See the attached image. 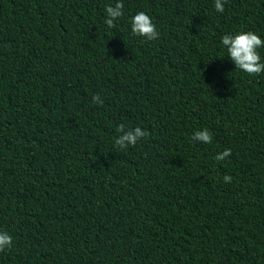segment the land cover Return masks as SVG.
<instances>
[{"label":"trees","instance_id":"16d2710c","mask_svg":"<svg viewBox=\"0 0 264 264\" xmlns=\"http://www.w3.org/2000/svg\"><path fill=\"white\" fill-rule=\"evenodd\" d=\"M116 2L0 0V264H264V72L221 43L264 40V0H122L108 28Z\"/></svg>","mask_w":264,"mask_h":264},{"label":"clouds","instance_id":"9594fccd","mask_svg":"<svg viewBox=\"0 0 264 264\" xmlns=\"http://www.w3.org/2000/svg\"><path fill=\"white\" fill-rule=\"evenodd\" d=\"M226 0H215V10L217 12L224 11V3ZM124 4L122 0H117L114 6L105 8L106 20L105 24L108 28L115 27V21L124 15ZM131 34L134 37H141L147 41L156 40L159 33L156 29L152 18L145 12H138L131 18ZM221 43L226 49L228 59L238 69L248 76H258L264 72V63H261V57L258 49L264 46V40L253 32H240L236 35H224L221 38ZM94 103L103 104L99 95H94L92 98ZM117 132L120 135L115 139V146L124 150L129 146H135L140 139L149 136V133L142 130L140 127L134 129H126L123 124L119 125ZM192 140L200 143L210 144L212 135L208 129H203L194 132ZM231 155V150L226 149L222 154H218L215 160L222 161ZM232 177L225 175L223 180L225 183L231 182ZM12 245V237L7 232H0V252Z\"/></svg>","mask_w":264,"mask_h":264}]
</instances>
